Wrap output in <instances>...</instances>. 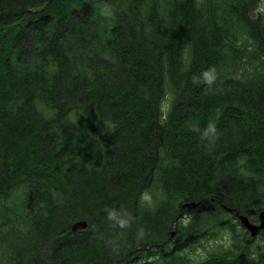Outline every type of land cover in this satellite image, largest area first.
I'll return each instance as SVG.
<instances>
[{
  "label": "trees",
  "instance_id": "1",
  "mask_svg": "<svg viewBox=\"0 0 264 264\" xmlns=\"http://www.w3.org/2000/svg\"><path fill=\"white\" fill-rule=\"evenodd\" d=\"M263 209L264 0H0V264H264Z\"/></svg>",
  "mask_w": 264,
  "mask_h": 264
},
{
  "label": "water",
  "instance_id": "2",
  "mask_svg": "<svg viewBox=\"0 0 264 264\" xmlns=\"http://www.w3.org/2000/svg\"><path fill=\"white\" fill-rule=\"evenodd\" d=\"M198 202H185L184 207L193 208L197 206ZM239 220L246 227V229L250 232L252 237L257 236L261 231L264 233V209L259 213V222H253L248 215L238 214ZM90 227V222L87 219H77L73 221L71 224L72 232H79L86 230ZM175 232H172L174 235Z\"/></svg>",
  "mask_w": 264,
  "mask_h": 264
},
{
  "label": "rangeland",
  "instance_id": "3",
  "mask_svg": "<svg viewBox=\"0 0 264 264\" xmlns=\"http://www.w3.org/2000/svg\"><path fill=\"white\" fill-rule=\"evenodd\" d=\"M145 200H149V197H147ZM21 202H23V199H21L20 194L17 193L14 197L11 198L10 204L13 205V206H16V208L19 211H22V209H21L22 208ZM254 222H258V221H254ZM173 231L175 232L176 231V228H173ZM248 236L251 237V238H253L256 243H258V241H262L259 238L260 234L258 236L252 237L250 235V232L248 231ZM224 241H227V243H228V237H225L224 239H221L219 241V243L222 244ZM194 252L196 254H198V253H203L204 251H203V249H200V247H198V248H196V250Z\"/></svg>",
  "mask_w": 264,
  "mask_h": 264
}]
</instances>
